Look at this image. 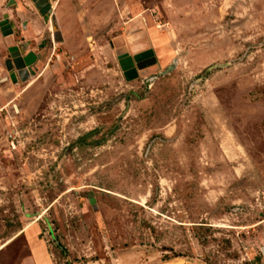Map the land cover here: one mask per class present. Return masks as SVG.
Masks as SVG:
<instances>
[{"label": "rangeland", "instance_id": "1", "mask_svg": "<svg viewBox=\"0 0 264 264\" xmlns=\"http://www.w3.org/2000/svg\"><path fill=\"white\" fill-rule=\"evenodd\" d=\"M11 1L0 62L38 61L0 90V264L30 225L56 264H264V0H57L60 39Z\"/></svg>", "mask_w": 264, "mask_h": 264}, {"label": "water", "instance_id": "2", "mask_svg": "<svg viewBox=\"0 0 264 264\" xmlns=\"http://www.w3.org/2000/svg\"><path fill=\"white\" fill-rule=\"evenodd\" d=\"M35 3V6L40 11V13L43 16L50 15L52 16V26L54 33L56 35V39H60L61 33L58 25V20L54 13L53 8V2L57 0H33ZM13 4L10 2V5ZM0 30L2 34L5 37L12 36L14 34V27L12 22L10 21V15L8 13H5L3 16V19L0 21ZM18 48L17 46H13L10 48V51L13 52L14 49ZM32 56V55H31ZM24 59L27 60V63H24ZM22 58L20 54L12 53V60L11 63L8 62V70L13 71V67H16V70L21 74L22 72L29 71L28 67H30L32 64L36 62V58L33 57L29 58ZM120 64L122 66V69L124 71V75L127 80H133L136 79L139 76V69L144 68L142 66L143 63L146 61L150 62L149 64H154L157 61V57L155 55V52L153 50H146L140 53L135 54L132 56L129 53H123L119 55ZM152 60V61H151ZM147 64V65H149ZM13 65V66H12ZM15 73V72H14ZM30 78V75H27L26 77H22L23 80H28Z\"/></svg>", "mask_w": 264, "mask_h": 264}, {"label": "flooded vegetation", "instance_id": "3", "mask_svg": "<svg viewBox=\"0 0 264 264\" xmlns=\"http://www.w3.org/2000/svg\"><path fill=\"white\" fill-rule=\"evenodd\" d=\"M15 6L16 5H19V1L17 0H12L11 1ZM25 5L27 6H24V8L27 10H29V6L30 5H33L34 7L32 9H37V7L35 6V3L33 0H30V2H25ZM29 5V6H28ZM31 8V7H30ZM38 10V9H37ZM38 13L41 15V17L43 19H48L49 17H51L50 15H46V16H43L40 11L38 10ZM25 27H27V25L25 24L24 25ZM15 33V32H14ZM15 36V34H14ZM13 46H17L18 48L14 49L13 52L15 54H20L22 56V58H31L33 57V53H34V58H36V62L38 61V54L35 52V50L33 48H30V44H26L25 42L22 43H14V44H11L8 46V55L4 56V57H1V62H0V90L2 89V84L6 83V82H11V83H14V84H20L21 82H26L28 81L31 76H32V66L34 64H32L30 67H28L29 71H27L26 73L25 72H22L21 74L18 72V70H16V67L14 66L13 67V71L11 70H8V62L11 63V60H12V53L10 51V48L13 47ZM32 55V56H31ZM24 63H27V60L24 59ZM13 66V65H12ZM15 72V73H14ZM27 75H30V78L28 80H23L22 77H26Z\"/></svg>", "mask_w": 264, "mask_h": 264}, {"label": "crops", "instance_id": "4", "mask_svg": "<svg viewBox=\"0 0 264 264\" xmlns=\"http://www.w3.org/2000/svg\"><path fill=\"white\" fill-rule=\"evenodd\" d=\"M22 235L27 238L28 252L18 264H56L52 244L41 235L36 225L25 227Z\"/></svg>", "mask_w": 264, "mask_h": 264}, {"label": "bare ground", "instance_id": "5", "mask_svg": "<svg viewBox=\"0 0 264 264\" xmlns=\"http://www.w3.org/2000/svg\"><path fill=\"white\" fill-rule=\"evenodd\" d=\"M53 7H54V5H53ZM51 24H52V22H51ZM54 38H56V35H55V33H54ZM152 61V60H151ZM150 62H148V61H146L145 63H143L142 64V66L144 67H148V66H150L151 64H149ZM147 64H149V65H147Z\"/></svg>", "mask_w": 264, "mask_h": 264}]
</instances>
